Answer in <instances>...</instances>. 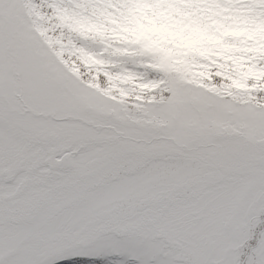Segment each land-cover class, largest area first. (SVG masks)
Returning <instances> with one entry per match:
<instances>
[{
  "label": "snow or ice",
  "instance_id": "snow-or-ice-1",
  "mask_svg": "<svg viewBox=\"0 0 264 264\" xmlns=\"http://www.w3.org/2000/svg\"><path fill=\"white\" fill-rule=\"evenodd\" d=\"M0 264H264V0H0Z\"/></svg>",
  "mask_w": 264,
  "mask_h": 264
}]
</instances>
